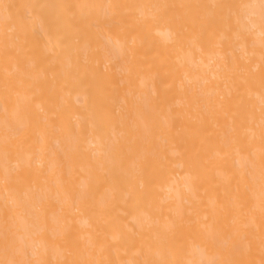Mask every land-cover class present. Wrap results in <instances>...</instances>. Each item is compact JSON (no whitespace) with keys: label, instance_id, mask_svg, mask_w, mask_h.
Here are the masks:
<instances>
[{"label":"bare ground","instance_id":"1","mask_svg":"<svg viewBox=\"0 0 264 264\" xmlns=\"http://www.w3.org/2000/svg\"><path fill=\"white\" fill-rule=\"evenodd\" d=\"M0 264H264V0H0Z\"/></svg>","mask_w":264,"mask_h":264}]
</instances>
